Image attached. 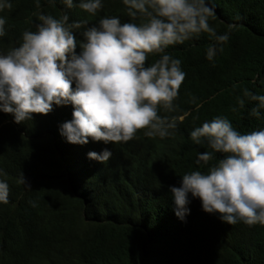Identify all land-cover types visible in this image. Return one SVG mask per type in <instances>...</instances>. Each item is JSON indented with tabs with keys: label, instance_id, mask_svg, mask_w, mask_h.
<instances>
[{
	"label": "clouds",
	"instance_id": "1",
	"mask_svg": "<svg viewBox=\"0 0 264 264\" xmlns=\"http://www.w3.org/2000/svg\"><path fill=\"white\" fill-rule=\"evenodd\" d=\"M34 2L38 9L13 17L18 24L12 20L8 31L10 17L4 13L10 15L15 6L13 0H0V112L11 114L17 124L32 120L33 114L51 113L53 131L45 137L66 147L59 155L66 158L68 179L74 159L99 173L96 181L90 177L94 191L105 189L104 178L125 185L131 197L151 190L156 179L168 175L161 139L173 135L187 117L172 115L184 94L186 73L167 49L207 34L212 42L205 58L214 63L236 26L218 34L209 23L215 17L210 0H121L128 20L122 11L112 16L103 0ZM252 102L249 116L264 118V94L246 87L231 111ZM190 103L196 104V97ZM189 136L186 145L191 150L193 143L205 145V152L193 155L195 163L183 162L188 172L178 175L179 186H168L167 206L152 205V228L178 227L193 212L210 219L209 231L219 225L225 231L241 227L230 238L234 248H257L258 236L251 240L245 231L264 229V127L241 133L218 115ZM5 175L0 169V177ZM18 183L33 190L23 173ZM8 195V183L0 178V203H8ZM135 201L138 206L152 202ZM18 240L6 243L11 251L0 248V264L16 252L27 260L45 243L39 232H22Z\"/></svg>",
	"mask_w": 264,
	"mask_h": 264
},
{
	"label": "trees",
	"instance_id": "2",
	"mask_svg": "<svg viewBox=\"0 0 264 264\" xmlns=\"http://www.w3.org/2000/svg\"><path fill=\"white\" fill-rule=\"evenodd\" d=\"M103 1L111 7L112 16L122 11L128 20L121 0ZM13 3V13H4L10 17L8 31L12 20L18 24L17 17L34 7L38 9L34 0ZM210 3L215 7V17L209 23L218 34H223L229 25L236 27L214 63L205 58V50L212 42L207 34L167 49L182 61L186 73L184 94L178 97L177 110L172 115L187 117L177 123L173 135L161 139L166 145L163 159L168 175L156 179L157 186L151 190L145 188L142 194L131 197L125 185L104 178L105 189L94 191L90 177L93 174L96 181L99 173L79 166L74 159H70L73 170L68 179L63 173L68 168L66 158L59 155V149L66 147L55 146L45 137L47 130L53 131L51 113L33 114L32 120L17 124L11 114L0 112V169L6 173L0 178L9 186L8 203H0V248L11 251L6 243L18 242L22 232H39L45 242L27 260L16 252L8 254L4 264H264V229L245 231L251 240L258 236L257 248L253 244L234 248L230 238H236L242 228L225 231L219 225L209 231L210 219L202 214L195 217L192 212L184 222L178 221L181 225L168 230L152 228L156 221L152 205L166 207L168 186H179L178 175L188 172L184 168L187 164L195 163L193 155L197 158V153L205 152V145L193 143L192 150L186 145L187 141L191 144L189 133L194 127L218 115L226 116L241 133L264 127V118L257 120L248 114L255 102L231 111L243 88L264 94V0ZM191 97H196V104L190 103ZM197 104L202 106L197 109ZM21 173L32 191L18 183ZM139 199L152 202L138 206L135 200Z\"/></svg>",
	"mask_w": 264,
	"mask_h": 264
}]
</instances>
